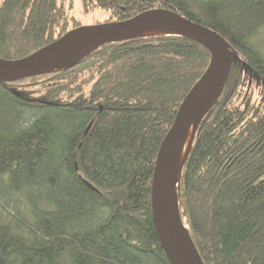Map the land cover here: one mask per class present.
I'll use <instances>...</instances> for the list:
<instances>
[{"label": "trees", "instance_id": "obj_1", "mask_svg": "<svg viewBox=\"0 0 264 264\" xmlns=\"http://www.w3.org/2000/svg\"><path fill=\"white\" fill-rule=\"evenodd\" d=\"M72 1L0 0V58L77 28ZM80 1L84 12L109 11L104 22L167 8L228 44L227 81L181 165L179 210L204 264H264V0ZM209 62L195 38L151 34L0 81V264H170L151 176Z\"/></svg>", "mask_w": 264, "mask_h": 264}, {"label": "water", "instance_id": "obj_2", "mask_svg": "<svg viewBox=\"0 0 264 264\" xmlns=\"http://www.w3.org/2000/svg\"><path fill=\"white\" fill-rule=\"evenodd\" d=\"M155 23H163L171 28L173 27L181 32L178 34L186 35L193 39L195 38L210 49V62L206 68V72L188 91V94L177 110V115L172 123V127L167 131L165 138L159 145L150 185L152 222L158 241L164 253H166L170 264H187L183 258V242L180 229L184 223L181 219L179 210L177 189L179 179L176 181L174 177L177 169L175 156L183 129L187 126V123L194 116L195 112L206 103L214 92L212 89L214 77L220 72L222 81L218 93L209 101L205 112L213 103L212 101L218 97L227 81L230 65L234 61L232 52L227 43L225 44L220 38L213 35L206 28H201L196 23L191 22L185 17H181L174 11L162 7L150 8V10L140 12V14L128 20L77 26V28L66 31L61 37L46 44L45 47L25 56V58L14 60L0 58V81H15L17 79L36 76V74L45 73L47 71L72 67L77 64L79 60L86 57L88 53L99 48V46L122 38L134 36L120 37V35H125L130 32L141 31V29ZM79 35L84 36V41L77 50L72 52L67 59L57 62L52 61V54L56 49L68 40L77 38ZM243 66H245V64ZM262 83L264 85V81H262ZM91 124L92 123L85 128V134L88 132ZM187 235L188 244L186 252L191 256L193 262L196 264H204L201 261L194 243L190 240L188 231Z\"/></svg>", "mask_w": 264, "mask_h": 264}, {"label": "bare ground", "instance_id": "obj_3", "mask_svg": "<svg viewBox=\"0 0 264 264\" xmlns=\"http://www.w3.org/2000/svg\"><path fill=\"white\" fill-rule=\"evenodd\" d=\"M178 34L181 33L179 30L175 29V28H171L166 24H151V26H147L143 29H141V31H134V32H130L128 34L125 35H120V37L123 36H130V35H137V36H141V35H145V36H150L151 34ZM118 37V38H120ZM84 41V36L83 35H79L77 38H72L70 40H68L66 43H63L58 49H56V51L52 54V61L57 62V61H62L64 59H67L68 56H70V54L72 52H74L75 50L78 49L79 46L82 45V42ZM221 76H220V72L217 73V75L214 77L213 82H212V89H213V94L208 98V100L206 101L205 104H203L194 114V116L190 119V121L187 123V126L183 129L182 133H181V137H180V141L178 144V150L176 153V172L174 177L176 178V181H178V176L180 173V169H181V165L183 163V160L186 158V154L189 151V145L191 143V140L193 138V133L194 130L196 128V126L198 125V120L204 115V112L209 104V101L215 97V95L218 93V89L220 87L221 84ZM182 218V217H181ZM181 237H182V242H183V258L185 263L187 264H196L195 262L192 261L191 256L188 254V252H186V248H187V231H186V226L185 224H183L181 226Z\"/></svg>", "mask_w": 264, "mask_h": 264}, {"label": "rangeland", "instance_id": "obj_4", "mask_svg": "<svg viewBox=\"0 0 264 264\" xmlns=\"http://www.w3.org/2000/svg\"><path fill=\"white\" fill-rule=\"evenodd\" d=\"M72 2L73 5L72 7L68 8V12L72 18H74L78 21V23H80L79 26L97 25L98 23H104V21L109 18V11H104L97 8L84 12L82 10V4L80 0H73ZM258 91L259 89H257L255 92L256 100L258 98Z\"/></svg>", "mask_w": 264, "mask_h": 264}]
</instances>
